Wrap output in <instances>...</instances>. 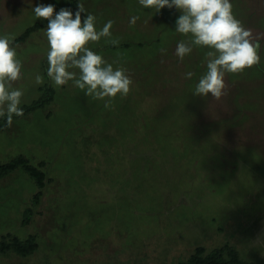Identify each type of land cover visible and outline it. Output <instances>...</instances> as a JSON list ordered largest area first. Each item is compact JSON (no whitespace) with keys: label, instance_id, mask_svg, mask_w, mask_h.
I'll list each match as a JSON object with an SVG mask.
<instances>
[{"label":"rangeland","instance_id":"374dc122","mask_svg":"<svg viewBox=\"0 0 264 264\" xmlns=\"http://www.w3.org/2000/svg\"><path fill=\"white\" fill-rule=\"evenodd\" d=\"M82 2L97 29L115 21L111 39L119 41L88 46L133 81L108 107L72 81L55 87L46 21L33 19L28 0H0V33L14 34L23 61L14 84L24 90L21 106L48 86L55 91L51 103L0 132V162L24 157L46 175L39 201L23 169L0 179V242L37 243L29 255L1 253L0 264H188L226 246L247 264H264V40L260 62L226 74L219 100L198 97L207 49L183 61L174 55L188 39L174 30L178 11L155 14L137 0ZM232 4L253 36L264 34V0Z\"/></svg>","mask_w":264,"mask_h":264},{"label":"clouds","instance_id":"9594fccd","mask_svg":"<svg viewBox=\"0 0 264 264\" xmlns=\"http://www.w3.org/2000/svg\"><path fill=\"white\" fill-rule=\"evenodd\" d=\"M60 0H57L59 3ZM143 9L176 10L174 30L187 41L176 44L174 55L181 61L194 48H206L205 71L199 76L192 91L198 97L219 100L225 94L226 74H241L245 69L260 62L259 48L264 34L253 36L233 11L232 0H137ZM35 21H46L44 35L47 40V76L55 87L67 85L69 81L94 100L108 102L118 95L125 97L131 91L132 78L121 67H114L103 55L88 45L108 38L106 42L118 45L111 39L114 20H108L97 29L96 15L89 12L82 0H72L65 6L44 3L43 0H28ZM139 19L132 15L129 25ZM15 36L0 33V120L10 127L14 117H22L21 106L24 90L14 87L22 79L23 61L19 58ZM166 52V50H162ZM78 70V71H73ZM194 73L187 71L184 78L191 80ZM35 83H43V77L35 75Z\"/></svg>","mask_w":264,"mask_h":264},{"label":"trees","instance_id":"16d2710c","mask_svg":"<svg viewBox=\"0 0 264 264\" xmlns=\"http://www.w3.org/2000/svg\"><path fill=\"white\" fill-rule=\"evenodd\" d=\"M33 28H29L26 32H32ZM24 35L22 38L26 37ZM55 91L50 86L44 89L43 94L40 98L34 101L31 104L23 106L24 114L31 113L46 104H49L54 99ZM17 117H14L15 119ZM8 126H5L4 121L0 120V132L5 131ZM23 169L27 172L30 177L35 181L38 191L35 195V200L39 201L40 195L43 192V189L46 186V175L45 172L38 169L36 166L32 165L28 159L24 157L14 158L6 163L0 162V179L8 176L13 171L17 169ZM9 249H14L20 254L29 255L33 253L37 249V243L35 238H29L25 243L21 242L19 239H15L11 245V243L7 244V242H0V254L8 251ZM188 264H247L239 255L238 251L232 247L226 246L224 248L215 249L208 253L207 255H197L192 258Z\"/></svg>","mask_w":264,"mask_h":264}]
</instances>
